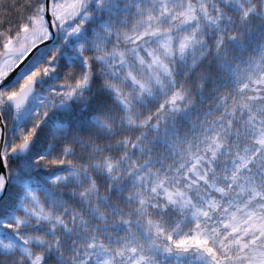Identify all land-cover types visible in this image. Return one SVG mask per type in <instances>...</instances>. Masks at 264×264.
<instances>
[{
    "label": "snow or ice",
    "instance_id": "snow-or-ice-1",
    "mask_svg": "<svg viewBox=\"0 0 264 264\" xmlns=\"http://www.w3.org/2000/svg\"><path fill=\"white\" fill-rule=\"evenodd\" d=\"M0 264H264V0H0Z\"/></svg>",
    "mask_w": 264,
    "mask_h": 264
}]
</instances>
